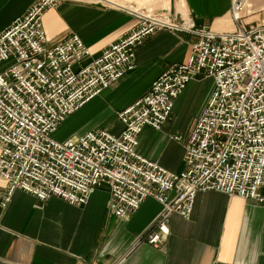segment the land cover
Listing matches in <instances>:
<instances>
[{"label": "built area", "instance_id": "obj_1", "mask_svg": "<svg viewBox=\"0 0 264 264\" xmlns=\"http://www.w3.org/2000/svg\"><path fill=\"white\" fill-rule=\"evenodd\" d=\"M59 0H36L0 33V178L7 197L16 189L45 201L58 196L85 204L103 185L108 212L126 219L152 198L158 216L136 240L158 247L173 214L189 219L198 192L217 191L264 204V21L244 23L246 0H231L235 27L214 31L192 19L173 23L164 14H137L129 33L91 62L75 33L49 45L44 13ZM170 28L199 36L186 62L171 65L149 90L117 113L119 133L105 128L58 140L53 133L87 102L136 67L135 50L155 31ZM211 79L212 92L185 145L184 169L169 172L138 152L145 126L160 130L189 82ZM173 138L180 142L181 135Z\"/></svg>", "mask_w": 264, "mask_h": 264}, {"label": "crops", "instance_id": "obj_2", "mask_svg": "<svg viewBox=\"0 0 264 264\" xmlns=\"http://www.w3.org/2000/svg\"><path fill=\"white\" fill-rule=\"evenodd\" d=\"M35 1L0 0V33ZM97 1L59 0L43 16L49 45L75 33L89 48L91 55L75 69L91 62L139 22L136 11ZM134 1L140 11L151 2ZM163 5L164 11L155 14L168 15L173 23L192 19L197 26L214 31L235 27L230 17L231 0H164ZM198 41V35L186 31H155L137 46L135 69L65 122H72L79 135L99 127L109 130L118 122L117 113L144 95L171 65L186 62ZM5 67L1 64L0 72ZM212 88L211 79L199 77L189 82L160 130L143 127L138 152L167 171L180 173L189 134ZM175 135L182 136L180 142ZM259 191L264 196V185ZM5 197L7 185L0 178V264H264V204L255 200L217 191L198 192L190 218L173 214L169 235L154 247L147 242L136 244L161 210L152 198L121 219L108 212L106 185L96 189L83 205L58 196L41 201L20 189L6 201Z\"/></svg>", "mask_w": 264, "mask_h": 264}, {"label": "rangeland", "instance_id": "obj_3", "mask_svg": "<svg viewBox=\"0 0 264 264\" xmlns=\"http://www.w3.org/2000/svg\"><path fill=\"white\" fill-rule=\"evenodd\" d=\"M88 1H96V0H88ZM100 2L103 5L111 6L108 2L105 1H97ZM129 3L132 5H137V3L134 0H129ZM150 2V1H147ZM164 0H151L149 4H146L141 7V9L145 12L148 11L149 8L152 9L151 13H162L164 11V8L166 6L163 5ZM139 8V6H138ZM244 23L248 24H256L261 23L264 21V0H248V7H247V13L245 12L243 14L242 18ZM103 128V127H99ZM123 129V124L118 120V122H115L109 129L113 133H119ZM76 136H79L78 130L75 128V125L72 122L69 123H63L57 131L53 133V137L58 140H67L69 138H74Z\"/></svg>", "mask_w": 264, "mask_h": 264}, {"label": "bare ground", "instance_id": "obj_4", "mask_svg": "<svg viewBox=\"0 0 264 264\" xmlns=\"http://www.w3.org/2000/svg\"><path fill=\"white\" fill-rule=\"evenodd\" d=\"M105 2H108L109 4L115 5V6H119V7H123V8H128L131 11H136V15L137 14H146V11H140V8H138V6H133L129 4V0H103ZM139 3H141L143 0H136ZM246 4L248 7V0H246ZM150 11V9H149ZM246 13H247V9H246ZM148 14H151L150 12H148Z\"/></svg>", "mask_w": 264, "mask_h": 264}, {"label": "water", "instance_id": "obj_5", "mask_svg": "<svg viewBox=\"0 0 264 264\" xmlns=\"http://www.w3.org/2000/svg\"><path fill=\"white\" fill-rule=\"evenodd\" d=\"M118 7V6H117ZM121 8H123V7H121Z\"/></svg>", "mask_w": 264, "mask_h": 264}]
</instances>
